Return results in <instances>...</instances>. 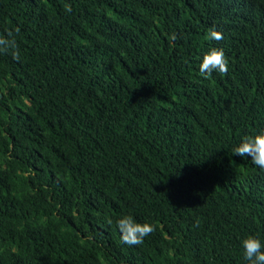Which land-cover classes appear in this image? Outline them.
<instances>
[{"label":"trees","instance_id":"trees-1","mask_svg":"<svg viewBox=\"0 0 264 264\" xmlns=\"http://www.w3.org/2000/svg\"><path fill=\"white\" fill-rule=\"evenodd\" d=\"M9 31L0 264H248L264 168L233 150L264 132V0H0ZM126 215L156 231L127 245Z\"/></svg>","mask_w":264,"mask_h":264},{"label":"clouds","instance_id":"clouds-1","mask_svg":"<svg viewBox=\"0 0 264 264\" xmlns=\"http://www.w3.org/2000/svg\"><path fill=\"white\" fill-rule=\"evenodd\" d=\"M66 11H71L70 6ZM17 33L19 29L16 30ZM209 39L220 41L223 33L215 29L210 30ZM179 39L176 33L169 36L170 41ZM11 53L14 59L19 60L20 52L17 41L11 31L7 37L0 36V53ZM228 58L223 48L213 47L207 52L200 64L199 71L206 79L210 78L213 72L220 75L228 73ZM239 156H251L252 163L260 168H264V132L255 136H246L243 141L233 150ZM111 222V221H109ZM117 226L121 232V240L129 246H138L144 242L145 237L156 231V225L148 222L139 223L132 215H126L117 221ZM244 249V259L248 264H264V243L253 235H249L242 241Z\"/></svg>","mask_w":264,"mask_h":264}]
</instances>
